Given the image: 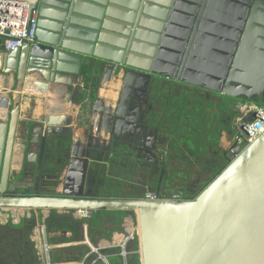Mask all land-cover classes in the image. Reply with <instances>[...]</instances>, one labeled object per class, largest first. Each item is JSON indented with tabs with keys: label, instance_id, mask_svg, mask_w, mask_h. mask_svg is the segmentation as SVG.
I'll return each instance as SVG.
<instances>
[{
	"label": "water",
	"instance_id": "95a60500",
	"mask_svg": "<svg viewBox=\"0 0 264 264\" xmlns=\"http://www.w3.org/2000/svg\"><path fill=\"white\" fill-rule=\"evenodd\" d=\"M7 1L30 4L39 18L36 45L0 51L5 98V91L19 95L16 88L30 72L49 93H68L84 70L99 87L118 77L116 103L106 104L98 91L87 103L97 132L111 141L127 129L144 136L153 130L157 118L149 98L158 80L172 83L171 95L197 88L221 103L253 101L243 126L262 110L255 100L264 96V0ZM16 101L0 120V209L133 212L140 264H264V133L195 198L29 195L12 169L21 109ZM141 150L148 157L139 158L149 163L164 155L153 145Z\"/></svg>",
	"mask_w": 264,
	"mask_h": 264
},
{
	"label": "crops",
	"instance_id": "0c3cea01",
	"mask_svg": "<svg viewBox=\"0 0 264 264\" xmlns=\"http://www.w3.org/2000/svg\"><path fill=\"white\" fill-rule=\"evenodd\" d=\"M37 77V74L30 72L25 84L16 88L18 96L5 91L10 98L1 95L3 86L0 84V120H5L10 106L15 103L16 100L12 102V98L17 101L21 99L12 169L29 189L28 194L114 199L143 197L138 193L108 194L98 184L101 175L97 172V165L105 168L109 164L98 161L96 157L90 158L87 151L89 146H93L97 148L95 152H100V149H108L112 142L99 132L94 134L93 130H87V119L90 117L91 122L93 118L86 110L90 91L85 87L84 77H79L77 85L69 87L68 93L47 92L46 84L38 81ZM119 82L121 79L102 87L100 85L98 94L106 104L117 102ZM156 83L162 84L159 107L165 111L172 83L169 80H158ZM66 159L68 163L60 171ZM114 159L118 164L122 163L120 153ZM89 183L91 189L88 188ZM128 216L121 219L118 225H129ZM91 220H83L76 211L70 210L0 209V264H91L97 258L96 254L91 253L92 248L99 249L105 256V260L96 264H111L110 257L118 254L110 245L120 235L118 232L107 233L109 237L103 238L97 223L90 230L88 222ZM123 230L120 228V232Z\"/></svg>",
	"mask_w": 264,
	"mask_h": 264
},
{
	"label": "trees",
	"instance_id": "16d2710c",
	"mask_svg": "<svg viewBox=\"0 0 264 264\" xmlns=\"http://www.w3.org/2000/svg\"><path fill=\"white\" fill-rule=\"evenodd\" d=\"M83 75L85 78V87L90 91L89 98L94 101L96 99L99 85L90 71L84 70ZM213 101H215V103ZM215 105L218 106V109H223L221 108L223 106L221 102L206 98L205 94L200 89H179L177 93L168 98L163 118L159 121L156 119L157 129L161 131L165 141L168 142V148H165V157L168 156V152H170V156L173 159H177L178 154L183 153L187 160L191 159V164H200L203 166L205 172L214 173L213 176L207 180L203 189L206 188L230 162L227 157L226 149L213 154L214 145L212 143L220 132V129L224 128L227 124L225 130H230L232 128L233 121L230 122V119L234 118L231 116L229 120H223L220 116H210L209 111ZM231 110H233V107ZM152 114H154L153 110ZM166 149H168V152ZM128 150V148L119 150L120 152L125 153L123 157H125L126 161L131 159ZM111 151L112 152L107 153L109 161L105 162H111L114 156L117 157V154L119 153L115 145ZM207 158H210L209 161L201 164V160ZM65 162L66 163L63 164L60 171L65 168L68 159H66ZM153 166L157 168L159 180L156 186V192L154 193L163 198L168 197L169 194L163 193L162 189L163 183L168 179L165 159L159 165ZM186 189L189 190L188 186ZM196 196H187V198H195ZM129 213L130 212L128 211H97L93 214L94 217H92V220L88 222L90 230L93 227V224L97 223L98 230L101 232L100 235L103 238H107L109 237L107 233L116 232V224H118L121 219L126 218ZM91 238L93 239L94 236ZM138 243L139 241L136 239V247L134 248V251L137 250ZM111 259L117 261L114 264H123L119 255L110 257V262ZM127 263L140 264L139 254H135L128 258Z\"/></svg>",
	"mask_w": 264,
	"mask_h": 264
},
{
	"label": "rangeland",
	"instance_id": "374dc122",
	"mask_svg": "<svg viewBox=\"0 0 264 264\" xmlns=\"http://www.w3.org/2000/svg\"><path fill=\"white\" fill-rule=\"evenodd\" d=\"M118 79V77H117ZM118 88L120 90L121 82L117 83ZM120 85V86H119ZM162 84H155L154 86V95L156 93H159V95L156 96L157 101L155 103V106H153L154 114L156 115V118L158 121L163 118L164 116V110L160 108V99L161 97V91H162ZM172 88V87H171ZM172 90V89H171ZM169 92H172L169 90ZM165 96V95H164ZM171 96V93L169 97ZM166 97H163V99ZM211 100H217L218 98L212 97ZM225 102L222 103L223 109H218V106H214L210 111V116H220L223 120H229L232 116L233 118L237 117V114L235 110H231L232 107H234V102H239L234 99H228L225 98ZM233 100V101H231ZM218 101V100H217ZM215 103V101H213ZM258 104L264 108V101H259ZM160 108V109H159ZM89 109V105L86 104V110L88 114H91ZM162 109V111H161ZM165 109V108H164ZM221 111V112H220ZM234 111V112H233ZM158 115V116H157ZM93 118V116L91 115ZM94 123V126L92 128V122ZM156 123V121H154ZM87 130L89 129V132L92 130L94 131V134H98L97 132V119L93 118L90 122V117L87 119L86 122ZM157 129V126H154L153 131ZM234 125L232 122V128L230 130L220 129V132L218 133L217 137L213 141V154L224 151L228 147V145L231 142V134L234 131ZM158 130V129H157ZM102 134L105 138L110 140V136L106 135L103 130L99 132ZM158 133L163 135L161 131L158 130ZM225 133V135H223ZM228 133V134H227ZM111 145H108L107 148L100 149L103 152H95L97 148H94L93 146H89L88 148V155L90 158L96 157L98 161H103L104 163H108L105 161H109V157L107 153L112 152L111 149L113 148L114 142L110 143ZM165 146L168 148V142L165 143ZM115 147L117 148V151L121 155V161L122 163L118 164L117 160L114 159L111 162H109V167H105L103 165L98 164L97 165V172L101 175L98 184L99 186H102L101 190L104 192H107L108 194H114V195H136L137 193L140 195H145L147 191L150 192H156V186L158 184V175H157V168L154 166H151L149 164L145 163H137L135 157H132V160L126 161L123 152H120L119 150H122L124 148L120 147L119 145L115 144ZM122 148V149H121ZM168 152V149H166ZM99 152V153H98ZM88 157V158H89ZM165 162L167 164V180L163 183V193L165 194H174L176 192H182L185 193L188 197H194L198 195L202 190L207 182L208 179H210L213 176V172H205L203 169V166L200 164H191V159H186L183 155V153L178 154L177 159H173L170 156V152H168V156L165 158ZM210 158L202 159L201 164L207 163ZM119 160V159H118ZM119 178V180L117 179ZM114 179V180H113ZM116 179V180H115ZM89 181H91V176L89 177ZM188 186L189 190L186 189ZM88 188L91 189V183L88 184ZM98 188V187H97ZM96 189V188H95ZM129 225L122 224L118 225L116 224L117 231L116 233L120 236H116L114 242L111 243L117 244L119 241H124V237L132 236L131 240L127 243L126 250L132 254L128 256L130 258L131 256L135 254H139L140 252V246L138 243V248L136 251H134V248L136 247V239L139 238L137 236V219L136 215L133 212L129 213ZM90 220V219H89ZM120 228H124L122 232H120ZM136 232V234H135ZM115 233V234H116ZM121 245V244H120ZM116 252V255L120 253L121 248H113ZM140 256V254H139ZM127 258V260H128ZM117 261L115 259H111V264L116 263ZM105 264V263H100Z\"/></svg>",
	"mask_w": 264,
	"mask_h": 264
},
{
	"label": "built area",
	"instance_id": "2783aa9c",
	"mask_svg": "<svg viewBox=\"0 0 264 264\" xmlns=\"http://www.w3.org/2000/svg\"><path fill=\"white\" fill-rule=\"evenodd\" d=\"M39 12L37 9H31V5L23 2L0 0V51L11 52L24 44L32 46L38 43L36 33L38 25ZM241 104V108L236 110L237 105H233L237 117L233 119L234 131L231 134V142L226 148L227 157L231 161L235 160L246 148L253 144L264 133V108L254 115L253 122L242 125L241 117L248 116L254 112L253 103L244 100H237ZM145 198L149 200L169 199L173 201H181L184 199L182 192L170 194L168 197H160L154 192H148ZM78 217L83 220H89L93 217L92 211L76 210ZM138 228V227H137ZM137 236H139V231ZM136 234V232H135ZM132 236L124 237V244L110 245L112 248H121L119 257L123 264L127 263L129 253L126 250L127 243ZM139 238V237H138ZM89 243V242H88ZM90 244V243H89ZM93 254L97 255L96 260L91 264L105 260V256L100 253L97 248H92ZM85 264V263H81Z\"/></svg>",
	"mask_w": 264,
	"mask_h": 264
},
{
	"label": "flooded vegetation",
	"instance_id": "af4514ba",
	"mask_svg": "<svg viewBox=\"0 0 264 264\" xmlns=\"http://www.w3.org/2000/svg\"><path fill=\"white\" fill-rule=\"evenodd\" d=\"M154 86L150 91V98H149L150 99L149 100L150 106H153V103H154L155 98L157 96V94L154 95V92H153ZM249 95H256V93L250 92ZM263 95H264V91H263ZM239 100H242V99H239ZM244 101H246V100H244ZM255 101H256L255 103H257V104L259 101H264V96L257 98ZM246 102L254 103L253 101L252 102L246 101ZM147 109L149 111V108H147ZM227 125L224 126L223 129H225L227 127ZM153 136H157L156 141H153ZM143 138L145 139V141H143ZM111 142L112 143L114 142V145L117 144L122 148H128L129 149L128 154L131 156V159H129V160H132L133 159L132 157H135L137 163H145V164H149L151 166L159 165L160 163H162L164 161V158H165V148H166L165 143H166V141L161 134H159L156 131H153L152 129L145 136L142 133H139L137 131H136V134L133 135L132 130L127 129L126 132L124 134H121L118 139L113 138ZM146 145H148V146L153 145L154 152H157L159 150H163L164 155L158 164L149 163V162L144 161V160L139 158V155L141 157H148L141 150L143 148H146Z\"/></svg>",
	"mask_w": 264,
	"mask_h": 264
},
{
	"label": "bare ground",
	"instance_id": "6f19581e",
	"mask_svg": "<svg viewBox=\"0 0 264 264\" xmlns=\"http://www.w3.org/2000/svg\"><path fill=\"white\" fill-rule=\"evenodd\" d=\"M120 86V85H119ZM1 103V102H0ZM234 105H237V108H235L236 110H238V109H240L241 108V104H239V103H237V102H234ZM14 171V170H13ZM138 228H137V230L139 231V233H140V229H139V226H138V224L136 225ZM124 244V242L121 244V245H123Z\"/></svg>",
	"mask_w": 264,
	"mask_h": 264
}]
</instances>
